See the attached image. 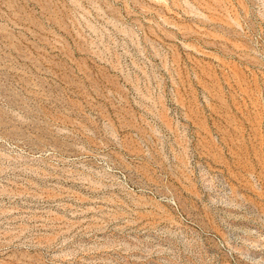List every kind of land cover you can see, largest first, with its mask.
<instances>
[{"label":"rangeland","instance_id":"rangeland-1","mask_svg":"<svg viewBox=\"0 0 264 264\" xmlns=\"http://www.w3.org/2000/svg\"><path fill=\"white\" fill-rule=\"evenodd\" d=\"M0 264H264V0H0Z\"/></svg>","mask_w":264,"mask_h":264}]
</instances>
